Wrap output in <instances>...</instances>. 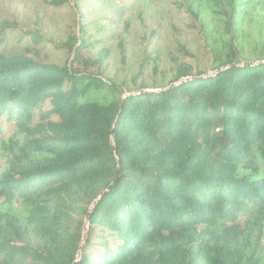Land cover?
I'll list each match as a JSON object with an SVG mask.
<instances>
[{
	"label": "trees",
	"instance_id": "16d2710c",
	"mask_svg": "<svg viewBox=\"0 0 264 264\" xmlns=\"http://www.w3.org/2000/svg\"><path fill=\"white\" fill-rule=\"evenodd\" d=\"M140 1L40 0L48 13L87 11L64 47H48L71 63L33 51L40 29L0 23V142L24 157L0 178V264L37 254L14 244L9 219L38 231L47 264H264V0H229V12L213 14L204 30L222 41L210 75L177 68L156 87L154 59L155 81L137 85L140 67L136 92L123 96L104 76L115 28L95 34L88 18ZM183 6L168 10L196 17ZM249 29L263 37L254 62L243 61ZM17 133L51 137L13 143ZM75 195L94 203L90 222L113 240L101 253L78 257L79 237L55 233L51 208Z\"/></svg>",
	"mask_w": 264,
	"mask_h": 264
},
{
	"label": "rangeland",
	"instance_id": "374dc122",
	"mask_svg": "<svg viewBox=\"0 0 264 264\" xmlns=\"http://www.w3.org/2000/svg\"><path fill=\"white\" fill-rule=\"evenodd\" d=\"M186 1L193 7L196 17L189 16L187 12L180 14L181 9L177 10L175 14H171L168 10V6L182 8ZM82 6L90 7L88 3ZM131 7V12L128 14L120 7L108 11L102 7V12L97 14L101 19H96L95 14H90L88 18L92 30L97 31L95 34L115 28L113 31L116 38L110 40L113 45L109 47L111 52L106 62L104 76L115 78L118 81L123 96L136 92L129 81L138 73L140 67H146L148 70L143 69V76L137 80V85L141 80L149 85L155 81L150 69L154 59H158L156 62L159 73L156 78V87L163 86L173 79L177 68L205 70L209 75L212 73L211 68L208 67L212 61L210 49L218 47L222 36H211L210 33L205 32L204 27L210 22L216 11L224 13L230 11L229 0H142L132 4ZM83 12L87 13L85 9H80L78 14L72 17L64 12H46L40 0L37 2L33 0H0V23L6 20L17 21L22 29H32V27L40 29L45 43L33 51L47 56L51 62L58 64H62L68 57L71 63V55L62 50L51 52L48 47L52 44L59 48L64 47L76 30L74 23L79 16L83 15ZM110 16L117 20L114 27L109 26L108 21L104 20ZM122 19L129 22V33L123 29L120 22ZM220 26H222L221 31L225 33L226 26L222 23ZM247 33V36L242 38L247 58L243 61L254 62L258 57L253 54V45H262L263 37L261 34L257 38L258 32L254 29H249ZM207 39L208 44L206 45ZM118 41L125 51V64L121 62V55L117 47ZM256 49H258V53L262 50L261 46ZM13 131L9 133V136L14 133ZM46 137L51 136L17 133L14 134L12 141L13 143H22L25 140ZM22 160L24 157L20 155L16 147L10 144L4 146L0 142V178L9 169L23 167ZM62 200L58 205V210L54 207L51 208L50 217L56 222L54 229L58 237L70 235L79 237L78 257L83 254L91 256L94 252L101 253L105 245L109 246L113 243V240L109 239L100 228L89 220V213L94 208V203L88 202L84 196L79 195ZM6 223L11 229L13 242L16 246L29 247L30 251L37 253L32 257L18 258L16 263L47 264L45 242L38 231L23 219L19 222L9 219Z\"/></svg>",
	"mask_w": 264,
	"mask_h": 264
},
{
	"label": "water",
	"instance_id": "95a60500",
	"mask_svg": "<svg viewBox=\"0 0 264 264\" xmlns=\"http://www.w3.org/2000/svg\"><path fill=\"white\" fill-rule=\"evenodd\" d=\"M103 196H104V194L101 197H103Z\"/></svg>",
	"mask_w": 264,
	"mask_h": 264
}]
</instances>
